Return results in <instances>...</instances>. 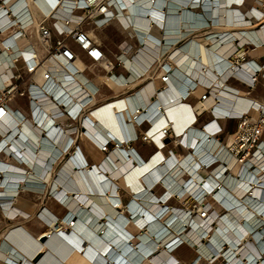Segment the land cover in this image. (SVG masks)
<instances>
[{"label":"bare ground","instance_id":"6f19581e","mask_svg":"<svg viewBox=\"0 0 264 264\" xmlns=\"http://www.w3.org/2000/svg\"><path fill=\"white\" fill-rule=\"evenodd\" d=\"M17 1L9 0L5 7H12V13L23 22L29 15L35 27L41 15L39 3L24 0L20 4ZM49 1L54 4L53 0ZM153 2L133 0L129 3L131 9L127 14L132 23L129 31L138 48L133 45L130 50L129 43L123 41L116 55L121 54L124 66L131 71L130 82L138 83L149 76L144 68L156 59L161 48L156 44L158 39L150 37L151 34L158 36L156 30L149 29L151 19H158ZM184 2H165L168 15L163 22L169 28L165 31L168 36L163 48L172 41L178 43L166 51L165 62L173 59L177 71L165 89L158 96H152L154 89L147 83L127 95L122 103L116 101L95 112L96 119L91 116L93 108L91 115L84 114L83 130L86 129L90 139H83L93 147L108 140L113 144L96 163H88L82 149L75 147V135L70 134L74 133L73 129L51 126L47 136H43L42 129L49 123L48 118L41 117V127H33L29 120L23 122L17 128L18 138H9L7 145H12L7 150L14 151V157L0 159V208L11 218V223L0 237V264H214L218 259L223 261L219 264H264V200L260 199L264 189V159L256 161L254 172L247 171L248 165L243 166L231 157L225 145L211 133L216 120L204 122L206 126L202 129L194 124V110L212 112L214 117L221 119L239 117L249 111L252 104L264 107L225 81L234 74L249 82L250 73L257 68L262 69L261 75L264 74V63H243L242 67L236 68L229 58L240 53L238 49L244 44L264 47V24L258 30L243 27L250 24L248 16L244 17L239 9L245 0H205L202 10H190ZM255 5L264 8V0H257ZM2 19L0 27L4 25ZM181 24L187 28L180 29ZM202 26L213 30L202 39L195 35L186 37L192 28ZM236 26L242 28H233ZM196 29L195 33L202 32H196ZM13 30L3 32L0 39H10ZM94 38L100 41L102 37L95 34ZM139 38H142L140 46L136 42ZM124 49L130 51L125 54ZM141 74L142 80L138 78ZM80 76L89 89L96 88L83 73ZM58 79L64 81V74ZM173 80H178V85L183 88L189 86L188 80L194 82L193 93L198 96L205 87H211V94L205 101L187 108L181 99V89L177 92ZM84 95L66 84L61 99L69 104L71 99H80ZM57 96L60 97L59 91ZM154 101L160 106L147 114L153 127L168 105L175 104L174 107L178 106L184 112L179 110L175 123L167 122L156 128L158 139L154 138V141L159 144L158 151L143 166H137L144 159L134 147L127 146L137 140L127 118L132 121L137 115L145 114ZM43 104L47 117L53 104L48 99ZM117 114L122 128L118 125ZM172 124H176L177 135ZM7 125L11 129L15 126L8 122ZM168 128L178 136V141L182 138L189 144L194 154L187 151L180 159L173 153L165 154L164 146H160L163 145L161 133ZM61 130L63 134H60ZM120 131H125L128 137H120ZM154 133L150 134L155 136ZM230 140L228 137L229 143ZM93 155L97 157L96 153ZM201 161L220 164L210 172L212 167L198 169ZM225 167L229 169L228 174ZM119 184L131 193L124 206L127 213L119 208ZM156 187L161 188L158 194ZM23 191L39 196L37 210L27 204L22 208L20 205L24 204L17 203ZM202 191L205 194L201 195ZM189 195L198 199L195 211L170 203L175 196L182 199ZM48 196L58 209L63 210L61 216L44 204ZM219 208L223 212H219ZM29 209L35 211L31 220L36 218L33 222L39 230L26 223ZM41 236L45 237L44 241ZM182 247L192 248L195 253L187 263L175 255ZM36 248H40L38 260L29 256Z\"/></svg>","mask_w":264,"mask_h":264},{"label":"built area","instance_id":"2783aa9c","mask_svg":"<svg viewBox=\"0 0 264 264\" xmlns=\"http://www.w3.org/2000/svg\"><path fill=\"white\" fill-rule=\"evenodd\" d=\"M8 1L0 0V18H3L2 20L4 21V25L0 27V35L6 31L10 33L12 28H14L13 33L10 34V39H0V159L14 157V151L9 152L7 150L12 144L7 145V143L10 142L11 139L9 140V138L11 137L12 139L18 138L19 131L17 128L27 120L31 121L33 127H41V117L45 118L44 120L48 118L49 123L42 129L43 136H47L48 128L53 126L57 129L59 127L73 129L74 133L70 134L75 135L76 139L83 137L90 138L86 129L83 130L84 114L87 112L90 114V109L101 102L96 100L98 89H89L86 85L87 83L80 80L82 68L76 63L82 64L83 57L89 63V67H100L107 81L115 85H122L125 88L126 92L117 96L130 94L135 88L142 87L154 79L163 83L160 88H155L152 92V96H158L165 89V85L172 78L171 76L176 74L175 63L170 58L168 62H165V59L167 49L178 43L172 41L167 44V48H163L165 45L164 39H167L166 36H168L165 31L169 28L163 22L168 15L165 4L167 0H153L155 1L153 5L156 7L158 19H151L149 29L151 31L156 30L158 36H152L151 34L150 37L158 39L156 44L157 46L160 45L161 48L158 55H156V59L148 67L144 68V71L148 72L149 76L142 80L143 74L139 75L138 78L142 81L134 86H129L133 81H128L130 71L124 66L121 54L111 59L107 55L102 41H97L94 38L95 34L97 35L96 31L115 25L121 32L126 31L129 38L135 39L134 35L129 31L132 23L129 22L130 19L127 14V11L131 9L129 3H133V0H53V5L49 4V0H34L39 3L41 14H39L40 17L35 27L29 15L26 21L23 22L16 14L12 13V7H8L7 9L5 5ZM151 1L142 0L143 3H151ZM183 1H185V6H190V10H202V5L205 2V0ZM17 2L22 4L24 0H18ZM157 3H159L158 6ZM3 5L4 7H2ZM44 9H47L49 12L47 13ZM25 11H27L26 8ZM190 16L189 20L193 22V18ZM30 27H33L32 31ZM175 27L174 29L177 30L178 27ZM185 28L187 27L181 24L180 29ZM194 29L192 28L190 31L193 32ZM136 42L140 46L142 38H139ZM129 46L130 50L133 49V45L129 43ZM249 46H252V48L256 47L253 44H244L238 49L240 53L236 52L229 57L233 64L236 65V68L242 67L243 63L255 62L253 58L247 56ZM135 48L137 49L138 47L135 45ZM130 50L124 49L123 51L127 54ZM60 66L65 70L64 73H62L63 70ZM117 68H122L124 72L116 73ZM261 70L257 68L250 73L249 82L242 81L234 74H231L226 78V83L234 79L245 85L248 90L253 89L258 76L264 78V75H261ZM61 74H64V81L58 79ZM66 84H71L77 91H81L85 95L80 99H71L70 103L67 104L64 98L61 99ZM188 85L185 88H181V86L180 89L182 100L186 101L189 106L194 107L196 103L205 101L211 94V87H205L204 91L195 97L193 91L196 84L188 80ZM57 91L60 92V97L57 96ZM192 96L194 97V101L190 103L188 99ZM47 99L49 102H52L53 108L50 112H47V117H45L44 112L46 110L43 109V101ZM159 106L157 104L156 108ZM210 113L212 114V112L194 110V114L196 115L195 126H198L203 115ZM223 119L235 121V128L228 136L231 137L230 143L228 140L226 142L221 140L220 135L223 129L219 124H215L216 127H214L211 133L225 145L231 157L233 156L243 166L248 165L247 171L254 172L256 170V161L264 159V107L252 104L249 111L241 114L239 117H226ZM214 120L218 121L219 118L215 119L212 117L209 122H213ZM7 122L13 123L15 125L14 128L11 129L7 125ZM127 123H131L132 125L133 137L144 142H150V136L148 135L150 120L147 114L140 119L134 118L132 121L127 118ZM206 123L208 124V121ZM205 126L206 124L204 123L199 128L202 129ZM138 129L140 132H138ZM59 132L63 134V130ZM123 135L125 138L128 137L125 131H123ZM166 138L169 139V142L164 143V139ZM177 139L178 136L170 128L167 130L163 129L161 140L165 154L168 153L170 155L176 148L185 149L194 154L189 144H186L182 138L179 141ZM112 145V142H109V140L102 145L96 143L97 148L103 152H106L107 148ZM169 145H172V148L168 149ZM217 164H220V162L213 161L209 164H204L201 161L198 169H210L212 167L209 170L211 172ZM225 172L228 174L229 169L226 168ZM203 194L205 193L202 191L201 195ZM192 199L197 204L198 199L195 197ZM194 208H196V205H194ZM4 216L8 218L5 214Z\"/></svg>","mask_w":264,"mask_h":264},{"label":"rangeland","instance_id":"374dc122","mask_svg":"<svg viewBox=\"0 0 264 264\" xmlns=\"http://www.w3.org/2000/svg\"><path fill=\"white\" fill-rule=\"evenodd\" d=\"M256 1L257 0H245L243 6L239 7V9L243 12V16L244 17L248 16L247 19L249 20L250 24L243 26L244 28L247 27L246 29L258 30L261 28L262 24H264V8H258L255 5ZM249 14L250 15L252 14L251 17L249 16ZM214 26H216V25H214ZM214 26L212 25L211 27H214ZM196 28H195L196 32L202 31V32H198V33L194 32L195 34H193V35H195L198 39H202L205 36V34H207L209 31L213 30V28H211V30H209V29L206 30L205 29L206 27H203V26L200 29H198V27H196ZM207 28H208V26H207ZM233 28H242V26H236ZM96 33H97V35H101L102 38L104 37L103 39H101V41H102V43H103V45H104V47H105V49H106V51L110 57L116 56V54L118 53L117 51L120 49V46L122 45L123 41H127L128 43H131V45H134V40L128 37V33L126 31L120 32L119 30H116L115 28L110 27V28L103 30L102 32L96 31ZM168 51H170V49H168L167 52ZM247 53H248L247 56H249L250 58H254L258 54L264 53V47L256 45L255 48H252V46H249V50ZM262 57H264V56H262ZM262 75H264V74H262ZM251 91H252V95L255 96L259 100L260 104L264 105V78H262L261 76H258V80H257L254 88L251 89ZM246 96L251 97L249 95H246ZM206 115H208V114L203 115V117L200 119V121L205 120ZM200 121H199V123H200ZM228 124H229V126H228L229 129L233 128V124H234V128H235V121L233 123L229 122ZM234 128H233V130H234ZM232 131H230V133H228V136L232 133ZM138 132H140L139 129H138ZM221 140L223 142H226L228 140V138L226 141H224L223 139H221ZM76 142H77V146H79L82 149V151L84 152V154L86 155L88 163H90V164L96 163L98 161V158L104 154L103 151L95 149L96 146L94 143L93 144L95 147H93L92 145L87 143V141L84 140L83 138L76 139ZM83 144H85L86 149H85ZM130 145H131V147H134L143 156V158L145 160L150 159L151 153L153 150V147L150 145V143L144 142V141L139 139V140H136L135 142H130ZM143 147L148 148V149H146V150L142 149ZM87 149H88V152L86 151ZM174 150L175 151H173L172 153L175 154V156H177L179 159L182 158L181 156L185 155V153L187 152V150L181 149V148H176ZM93 153H96L97 157H93L94 156ZM224 171H225V169H224ZM262 188H264V187H262ZM160 191H161V188L156 187L155 192L158 194V193H160ZM117 192L119 193V196L122 200L121 209L125 210L124 206L127 203V200L130 198L131 194H130L129 190L126 187L122 186L121 184L118 185ZM26 193H27V195H26ZM29 193L30 192H26V191L25 192L23 191L22 193H20L17 203L24 204V206L20 205V204L19 205L22 208L23 207L26 208L27 206L25 204H27V203L22 202L21 201V198H22L23 200L32 203V205H29V204H27V205H29L32 208H34L35 210H37L40 198H39V196H35L34 193H30V194ZM49 197L50 196H48L44 200V204H46L49 207H51L52 209L56 210L55 212H57L58 216H61L63 213V210L58 209V207L54 204V202L51 199H49ZM260 199L264 200V189H262ZM170 203L174 204V205H179L181 207L187 206L190 211L196 210V208H194V205H196V203L190 195L186 196L182 199L175 197V199L173 198ZM0 210H1V208H0ZM218 211L223 212V210L220 208L218 209ZM34 213H35V211H32V209L29 211V214L27 215V217H25L28 219V221L26 223L29 224V226H31L33 229H36L35 227H37L38 229H36V230H39V226L37 224H35V222H33V221H35L36 218L31 220V217L34 216ZM125 213H127V211H125ZM9 219H11V218H9ZM7 226L5 228H3L2 230H0V237L4 233ZM36 249L38 250L40 248H36ZM194 254L195 253H193V249L189 248V247H182L176 252L177 257L179 259L184 260L185 263H187L194 256ZM33 257H35V256H33ZM221 262H223L222 259H218L214 262V264H219Z\"/></svg>","mask_w":264,"mask_h":264},{"label":"crops","instance_id":"0c3cea01","mask_svg":"<svg viewBox=\"0 0 264 264\" xmlns=\"http://www.w3.org/2000/svg\"><path fill=\"white\" fill-rule=\"evenodd\" d=\"M36 16V15H35ZM37 17V16H36ZM110 27H112V28H115L116 30H119V28L118 27H116L115 25H111V26H109V27H107V28H110ZM107 28H105V29H107ZM105 29H103V30H105ZM103 30H99V32H102ZM120 31V30H119ZM121 32V31H120ZM194 34V31H193V33L191 32V33H189L188 35H186V37L188 36V37H190V36H194L193 35ZM98 36H100V38L102 37L101 35H98ZM185 37H183V39H184ZM101 39H103V38H101ZM106 50V49H105ZM107 52V51H106ZM118 52V51H117ZM116 52V53H117ZM107 55L109 56V54L107 53ZM262 56H264V53H260V54H258L257 56H255L253 59L256 61V62H258V63H264V57H262ZM110 57V56H109ZM111 59H113L114 57L112 56V57H110ZM262 58V59H261ZM172 61L175 63V61L172 59ZM82 64L81 63H79L78 65L82 68V73L91 81V83H93L95 86H96V88L98 89V92H97V94H96V100L98 101V102H101L99 105H97V106H95L94 108H93V110H92V115L91 114H89V115H91L94 119H96V117L94 116V113L95 112H98V111H101L103 108H104V106H106L107 104H110V103H115L116 101H119L120 103H122L123 102V99L127 96V95H130V94H132V92L130 93V94H125V95H123V96H117V95H120L121 93H125L126 92V90H125V88H123V86H119V85H115L114 83H111V82H109V81H107L106 79H104V73H103V70L100 68V67H98V66H93V67H89L88 65H89V63L86 61V59H84V57L82 58ZM83 66V67H82ZM126 67V66H125ZM127 69H128V67H126ZM129 70V69H128ZM130 71V70H129ZM119 72H124V70L122 69V68H117L116 69V73H119ZM131 72V71H130ZM96 76V77H95ZM129 76H130V73H129ZM190 76V75H189ZM188 76V77H189ZM104 79V80H103ZM145 79V78H144ZM226 81V80H225ZM140 82V81H139ZM138 82V83H139ZM174 82H176V85H175V88H176V90H177V92H179V89H180V85H178V80H173V82L172 83H174ZM103 83V84H102ZM137 82H133L131 85H129V86H134V85H136V84H138ZM150 84L152 85L151 87L153 88V89H157V88H160L162 85H163V83L162 82H160L159 80H156V79H154V80H152V82H150ZM175 84V83H174ZM227 84L228 85H230L231 87H235L236 89H238V92H240V93H245V94H247V95H249V96H251L256 102H259V100L255 97V96H253L252 95V91H251V89L250 90H248L247 89V87L245 86V85H243L242 83H240L239 81H236V80H234V79H231V80H229L228 82H227ZM128 86V87H129ZM144 86V85H143ZM142 86V87H143ZM142 87H139V88H135L134 89V91L133 92H135L136 90H138V89H140V88H142ZM151 88V89H152ZM181 88H183V86L181 87ZM241 89V90H240ZM107 92H106V91ZM193 95L195 96V97H197L198 95L196 94V93H193ZM115 96V97H114ZM112 97H114V98H112ZM255 97V98H254ZM110 98H112V99H110ZM107 99H109V100H107ZM182 99V98H181ZM105 100H107V101H105ZM104 101V102H103ZM188 101L190 102V103H193V101H194V97L192 96V97H190L189 99H188ZM183 102H185V104H186V106H187V108H188V103L186 102V101H183ZM260 103V102H259ZM174 105L175 104H171V105H168V106H166L165 107V110H162L161 111V114L159 115V117L157 118V125L155 126V127H153V124H152V122H151V124L148 126V128L150 127V129H149V131H148V135L150 136V145L153 147V150H152V153H151V157L153 156V154H155L157 151H158V148H159V144L158 143H156L155 141H154V138L155 139H158V130L156 129V128H158V126H163V125H165V123H167V122H171V123H175L174 121L178 118V112H179V110H181V109H179V107L177 106V107H174ZM157 106V102H155L154 101V103H153V106H151L148 110H147V112L145 113V114H143V115H137L135 118H142V117H144L146 114H148L154 107H156ZM184 109H186V108H184ZM24 110V109H23ZM181 111H183V110H181ZM184 112V111H183ZM88 114V113H87ZM86 114V115H87ZM157 115V116H158ZM212 117H214V115H210V114H208V115H206V117H205V120H203V121H200V123L198 124V127H200V126H202L203 124H204V122H207V121H209ZM116 118H117V120H118V125H121V123H120V116L117 114L116 115ZM215 119L216 118H218V117H214ZM226 118V117H225ZM93 119V120H94ZM229 122H234V120H229V119H223V118H219V120L218 121H216V123L217 124H219L221 127H222V129H223V132H222V134L220 135V138L221 139H223L224 141H226L227 140V138H228V133H230V131H232L233 130V128H234V124H233V128L232 129H229L228 128V126H229ZM175 126H176V124L174 125V124H172V128H173V130H174V133L177 135V133H176V130H175ZM123 126L121 125V128H122ZM148 128H146V129H148ZM145 129V130H146ZM153 131H155V133H154V135L155 136H153V135H151L150 133H152ZM123 133V132H122ZM121 133V131L118 133V135L121 137V136H124L123 134ZM80 139V138H79ZM90 139V138H89ZM137 140H139V139H137ZM127 146H131L130 145V143H129V145H127ZM161 147H163V145H160ZM75 147L77 148L78 146H77V142L75 143ZM76 148H75V150H76ZM170 148H172V145H169L168 146V149H170ZM73 149V148H72ZM85 149H86V147H85ZM142 149H148V148H142ZM136 150V149H135ZM137 151V150H136ZM140 154V153H139ZM141 155V154H140ZM142 156V155H141ZM143 157V156H142ZM150 157V158H151ZM181 157H183V156H181ZM144 159V158H143ZM149 160H145L144 159V162L143 163H141V164H139V165H137V166H143L146 162H148ZM130 192V191H129ZM131 194V193H130ZM131 197V196H130ZM130 199V198H129ZM128 199V200H129ZM127 200V201H128ZM21 201L22 202H24V203H27V204H29V205H32V203H30V202H28V201H25V200H23L22 198H21ZM121 202H122V200H121V198H120V204H119V208L121 209ZM51 208V207H50ZM125 209V208H124ZM54 210V209H53ZM54 211H56V210H54ZM124 212L126 211V209L125 210H123ZM57 213V212H56ZM10 222H11V220L9 219V217L8 218H6L5 216H4V214H3V212L0 210V230H2L3 228H5L7 225H9L10 224ZM31 227V226H30ZM135 231V230H134ZM37 249H32L30 252H29V256L31 257V258H33V259H37ZM175 255H176V252H175ZM33 256H35V257H33ZM177 256V255H176ZM192 259V258H191ZM190 259V260H191ZM38 260V259H37ZM180 260H182V259H180ZM189 260V261H190ZM182 261H184V260H182ZM188 261V262H189Z\"/></svg>","mask_w":264,"mask_h":264},{"label":"water","instance_id":"95a60500","mask_svg":"<svg viewBox=\"0 0 264 264\" xmlns=\"http://www.w3.org/2000/svg\"><path fill=\"white\" fill-rule=\"evenodd\" d=\"M167 142H169V139H168V138L164 139V143H167ZM40 238H41V240H43V241L45 240V237H44V236H41Z\"/></svg>","mask_w":264,"mask_h":264},{"label":"snow or ice","instance_id":"6c2138e0","mask_svg":"<svg viewBox=\"0 0 264 264\" xmlns=\"http://www.w3.org/2000/svg\"><path fill=\"white\" fill-rule=\"evenodd\" d=\"M5 2H6V0H5ZM93 55H95V53H93Z\"/></svg>","mask_w":264,"mask_h":264}]
</instances>
